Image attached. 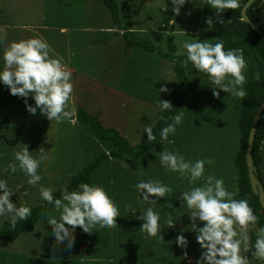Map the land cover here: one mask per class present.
I'll return each mask as SVG.
<instances>
[{"label": "rangeland", "instance_id": "374dc122", "mask_svg": "<svg viewBox=\"0 0 264 264\" xmlns=\"http://www.w3.org/2000/svg\"><path fill=\"white\" fill-rule=\"evenodd\" d=\"M65 1L0 0V56L13 42L37 34L43 37L50 45V56L62 58L66 69L76 72L72 74L69 107L75 109V113L82 108L85 113L98 116L105 128L118 130L132 146L140 144L147 135L143 133L145 124L154 128L158 121L161 111L156 102L159 99L169 102L178 86L174 65L157 54L135 47L127 49L124 31L113 22L111 9L102 0ZM113 2L118 8L122 28L162 49L168 48V40L172 38L177 56L185 55L184 41L196 39L214 43L219 29L229 24L224 12L217 16L205 0H187L179 15L172 11L171 0ZM82 7L85 11L80 9ZM259 13L264 23V2ZM208 18L213 19L211 27L206 23ZM107 34L113 37L106 43L104 35ZM248 67L247 64V71ZM247 71L244 88L248 82ZM189 79L193 91L181 108L182 123L175 134L169 136L171 142L163 141L158 152H176L192 161L212 158L215 164L205 165V175L222 178L226 189L236 195L233 157L239 145L238 109L242 98L219 89V96H214L207 77L194 75ZM91 82L96 91L89 86ZM161 87H166L168 92L159 94ZM95 137L87 126L76 121V115L75 122H52L39 112L32 115L14 111L8 103L0 104V179L6 180L15 192L10 201L33 209L45 202L39 193L40 185L51 187L53 194L68 187L102 151L109 155L110 149ZM24 145L33 156H38L40 148L46 151V159L38 169L42 180L36 186L28 185V177L23 173L6 170L7 165L14 162V151ZM141 167L137 171L125 162L106 157L91 175L90 185L103 187L109 199L118 206L117 226L97 228L91 234L77 227L73 233L74 245L68 249L56 244L45 218L31 233L14 242L0 240V264H25L19 261L24 257L28 258L25 262L39 259L42 264H196L202 250L196 233L189 228L192 223L189 210L186 205L181 208L180 193L192 185L182 180L178 173L165 171L156 156L142 162ZM149 179L167 184L173 189L172 193L163 199L153 198L157 200L154 205L147 204L132 186ZM202 183L198 181L196 186ZM149 206L160 215L161 230L155 237L142 232L143 221L135 218ZM52 216L58 218L59 212L54 209L49 217ZM169 218L174 222L173 227L167 223ZM7 224L8 217H0V229ZM197 226L203 225L197 222ZM178 235L187 239L186 250L176 245ZM253 235L252 239L249 227L250 248L255 242L256 231ZM252 251L254 249L241 254L247 256L249 264H264L252 257ZM15 256L20 258L15 260Z\"/></svg>", "mask_w": 264, "mask_h": 264}, {"label": "clouds", "instance_id": "9594fccd", "mask_svg": "<svg viewBox=\"0 0 264 264\" xmlns=\"http://www.w3.org/2000/svg\"><path fill=\"white\" fill-rule=\"evenodd\" d=\"M186 2L187 0H171L172 11L179 15ZM205 3L215 10L217 16L224 10H235L240 6L239 0H205ZM70 6L73 8L71 3ZM80 9L85 11L84 7ZM119 18L118 13L120 22ZM218 22L223 23L222 20ZM206 23L211 27L213 19L208 18ZM182 48L185 50V59L181 62V67L187 69L191 64L197 72L206 74L214 96H219L217 89L237 98L247 95L244 88L247 63L243 49L226 50L223 40L209 43L207 40L196 39L192 42L184 41ZM50 51V45L38 34L33 38L11 43L0 56L3 60L0 84L6 86L11 95L25 98L26 109L30 114L35 115L39 110L42 116L52 122H75V109L69 107L73 92L72 73L62 63V58H53ZM254 78L259 80L260 73L257 72ZM167 92L166 87L158 90L159 94ZM28 97L34 100L35 106L27 104ZM156 103L161 112L172 109L171 103L166 100L159 99ZM183 116L181 110L168 117L171 122L159 130L161 141L171 142L168 138L175 134ZM145 125L143 133L147 134V140L155 141L153 128ZM152 151L165 171L178 173L182 180L192 185L180 193L181 208L186 205L189 210L188 217L192 222L189 228L196 233V241L202 250L196 264H249V259L241 252L248 253L253 249L252 257L264 261V227L256 229V239L250 248L249 227L258 223V216L246 198H234L235 194L226 189L222 178L205 175V165L215 164L212 158L192 161L176 152ZM31 153L27 145L14 151V162H10L6 170L10 173H23L28 177L27 184L36 186L42 180L38 169L46 159V151L40 148L38 156ZM201 180L203 183L196 186ZM132 187L149 205L156 204L157 200L153 198H166L173 191L162 181L152 179L140 180ZM53 191L51 187H39L42 200L59 212L58 218L44 214L57 245L63 244L68 249L72 248L73 233L77 227L84 233L91 234L97 228L103 230L117 226L116 219L120 215L118 206L109 199L103 187L81 183L74 191L62 188L59 197H55ZM13 194L15 192L9 188L7 181L0 179V217H8L11 230L16 228L19 221L27 220L32 214L29 207L18 206L10 201ZM24 194L27 195V192ZM135 218L143 221L140 230L148 236L155 237L160 233V215L153 207L149 206ZM197 222H201L203 226L198 227ZM167 223L169 227L174 226L171 218ZM175 243L182 250H186L188 245L184 235H178ZM184 255L187 258L186 251Z\"/></svg>", "mask_w": 264, "mask_h": 264}, {"label": "trees", "instance_id": "16d2710c", "mask_svg": "<svg viewBox=\"0 0 264 264\" xmlns=\"http://www.w3.org/2000/svg\"><path fill=\"white\" fill-rule=\"evenodd\" d=\"M111 9L112 20L117 24L118 29L124 31L123 41L125 42L126 48H138L142 49L147 53L157 54L164 61H168L174 65L175 74L178 80V86L169 98V102L172 105L171 111L160 112L157 123L153 128V133L156 135L155 141H148L147 135L144 137L142 142L138 145L132 146V144L121 135V133L113 128H105L103 122L99 117L92 116L79 108L76 115V121L89 128V132L94 135L95 138L110 149L109 155L104 151L101 152L97 158L93 159V162L84 169V171L78 174L77 177L70 181L69 186L66 187L69 191H74L78 188L81 183H91V175L100 163L106 158L111 157L116 160H120L132 166L137 171L141 170V163L154 157L153 149L156 152L159 151L163 141L160 140L159 130L166 123H170L168 120L170 115H175L181 110L186 97H188L192 91L193 86L189 77L199 75L207 77L206 74L197 72L191 64L185 69L181 67V62L185 59L184 56H177V48L173 45V39L169 38L168 48L162 49L151 44L150 41H144L139 37H136L133 32L125 27H121V22L118 20V12L116 5L113 0H102ZM248 0H239L240 6L235 10H224V14L229 20V24L219 29L217 38L214 43L219 40H223L225 49H243V54L247 64L249 65L247 75L248 82L245 90L247 95L241 99L240 107L238 109L239 122L238 128L240 130L239 145L234 154V167L236 168V184L237 194L234 196L236 199H247L253 212L258 216V223L255 226H250L251 238H254V231L259 227H264V214L260 212L262 207L259 203V198L256 196L251 189L250 180L248 176L247 164H246V153L247 143L249 139L250 129L253 124L256 113L264 101V39L255 33L247 24L242 22L241 11L243 6ZM264 0H257L247 11L250 19L264 31V23L260 18V7ZM118 33V32H117ZM115 33V36L117 35ZM110 35V34H109ZM104 35L105 42H109L113 36ZM97 43H99L97 41ZM107 45V44H105ZM260 73V79L256 80L255 74ZM10 104L14 111L28 112L25 105V98H20L10 94L9 89L0 84V104ZM27 104L35 106L34 100L31 97L27 98ZM39 112V110H37ZM40 113V112H39ZM100 115V113H99ZM163 117L164 119H161ZM253 161L258 169V178L264 185V113L260 119L257 133L253 146ZM116 164V163H115ZM61 190V189H60ZM60 190L53 195L59 197ZM52 205L44 202L42 205L31 209V216L27 220L19 221L14 230L9 228V224L5 225L0 229V240L11 243L16 241L19 237L24 234L31 233L38 225L39 221L45 219V213L48 216L54 211ZM43 257H46L43 255ZM19 256H15V260L19 259ZM25 264H42L41 260L35 259L31 263L28 258L24 257L19 261Z\"/></svg>", "mask_w": 264, "mask_h": 264}, {"label": "water", "instance_id": "95a60500", "mask_svg": "<svg viewBox=\"0 0 264 264\" xmlns=\"http://www.w3.org/2000/svg\"><path fill=\"white\" fill-rule=\"evenodd\" d=\"M257 0H248L247 3L243 6L241 11L242 22L247 24L255 33H257L261 38L264 39V31H262L248 16V9L256 2ZM264 113V101L259 107L256 116L254 118L253 124L250 129L249 139L247 143V153H246V164L248 170V176L250 180V186L252 192L258 196L259 203L262 207L260 212L261 215L264 214V186L258 178V169L253 161V146L257 133V128L260 122V119Z\"/></svg>", "mask_w": 264, "mask_h": 264}, {"label": "crops", "instance_id": "0c3cea01", "mask_svg": "<svg viewBox=\"0 0 264 264\" xmlns=\"http://www.w3.org/2000/svg\"><path fill=\"white\" fill-rule=\"evenodd\" d=\"M173 22H174V21L171 20V23H173ZM73 30H74V29H72V30L70 31V33H72ZM115 50H117V49H115ZM117 51H118V50H117ZM135 69H136V68L133 67L132 71H134ZM75 73H76V72H75ZM75 73L72 72V74H75ZM89 86H90V87L93 86L92 82L89 84ZM96 89H97V88L93 86V90L96 91ZM98 89H99V88H98ZM118 90H119V89H117L116 91H118Z\"/></svg>", "mask_w": 264, "mask_h": 264}]
</instances>
